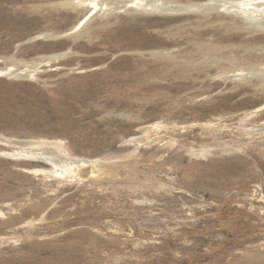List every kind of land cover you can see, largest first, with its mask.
<instances>
[{
    "label": "rangeland",
    "instance_id": "374dc122",
    "mask_svg": "<svg viewBox=\"0 0 264 264\" xmlns=\"http://www.w3.org/2000/svg\"><path fill=\"white\" fill-rule=\"evenodd\" d=\"M67 1L0 0V264H264V27Z\"/></svg>",
    "mask_w": 264,
    "mask_h": 264
},
{
    "label": "bare ground",
    "instance_id": "6f19581e",
    "mask_svg": "<svg viewBox=\"0 0 264 264\" xmlns=\"http://www.w3.org/2000/svg\"><path fill=\"white\" fill-rule=\"evenodd\" d=\"M64 5L72 7H81L86 13L78 22V26L82 23L83 20L89 19L93 14H96L102 10L101 4L96 0H71L63 3ZM220 5V11L225 13H230L234 18L241 20L243 24L247 27H258L263 26L260 22V15L264 14V0H245V1H223L222 3H204V4H194L192 6H174L168 4L167 0H129V3L126 4V8L134 12L145 13V14H160V13H171L176 10H185L190 7H211L212 5ZM178 5V4H177ZM104 7V6H103ZM259 7H263L262 10ZM205 9V8H204ZM182 13V12H181ZM259 16H258V15ZM261 21V20H260ZM77 26V27H78ZM75 27H73L74 29ZM21 74L24 72H20ZM235 75V74H234ZM24 155V154H21Z\"/></svg>",
    "mask_w": 264,
    "mask_h": 264
}]
</instances>
